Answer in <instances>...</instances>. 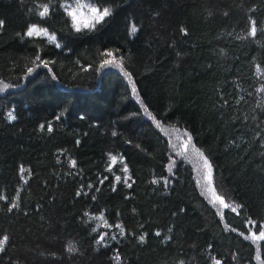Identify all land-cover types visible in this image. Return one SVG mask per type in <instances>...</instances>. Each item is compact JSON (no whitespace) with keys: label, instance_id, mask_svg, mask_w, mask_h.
<instances>
[{"label":"trees","instance_id":"1","mask_svg":"<svg viewBox=\"0 0 264 264\" xmlns=\"http://www.w3.org/2000/svg\"><path fill=\"white\" fill-rule=\"evenodd\" d=\"M87 1L0 0V264H264V0Z\"/></svg>","mask_w":264,"mask_h":264},{"label":"rangeland","instance_id":"2","mask_svg":"<svg viewBox=\"0 0 264 264\" xmlns=\"http://www.w3.org/2000/svg\"><path fill=\"white\" fill-rule=\"evenodd\" d=\"M66 4H70L73 9L78 7L76 0H68L65 5ZM90 5L92 4L87 0H79L80 11L77 12L76 15L80 28H85L83 25L89 20L90 14L88 9ZM80 12H82L83 15H81ZM70 18L73 22L72 16H70ZM92 23H94V21H92ZM32 35H41L49 40H53L54 38L45 29L38 26H35V31ZM118 63V60L110 57L104 62V67L117 68L119 67ZM160 129L168 138L170 144V162L168 169L171 170L178 160H182L187 164H190L194 169L199 187L203 191V194L213 204V207L219 213L226 208H234L231 203L227 202L216 192L212 166L208 160L193 146L189 136L184 131L177 128L161 127ZM262 233H264V225L259 233L251 231L248 233V237L253 241H258L260 239H264V235H262Z\"/></svg>","mask_w":264,"mask_h":264},{"label":"snow or ice","instance_id":"3","mask_svg":"<svg viewBox=\"0 0 264 264\" xmlns=\"http://www.w3.org/2000/svg\"><path fill=\"white\" fill-rule=\"evenodd\" d=\"M76 2L78 5L76 9H73L70 4L62 5V7H64V11L67 15L72 16L73 26L75 27L76 31H80L81 29H80V26L77 20V15H76V13L80 11L79 0H76ZM88 11H89L90 16H89V20L86 21L83 25L85 28H88V27L94 28L95 24L101 23L102 21H104L105 17H108L111 15V10L109 8H106V7L99 8L95 6L94 4L89 6ZM48 12H49V8H48V5L46 4L44 5L43 11L40 12V15L44 16L48 14ZM80 14L83 15L82 12H80ZM92 21H94V23H92ZM3 23H4L3 21H0V27L3 26ZM135 30H136L135 28L132 29L133 32ZM34 31H35V26H31L25 34L28 36H31ZM252 31L253 33H255V28H253ZM109 55H111V53H109ZM41 127H43V125ZM49 131H51V127H49ZM117 180H119V177H117ZM13 207H15V205H13ZM117 227H120V226L117 225ZM157 235H159V233H157ZM262 235H264V233H262ZM7 239H8L7 236L0 237V251L3 250V245L7 242ZM101 239H103L102 236H101ZM141 239H143V237H141Z\"/></svg>","mask_w":264,"mask_h":264}]
</instances>
